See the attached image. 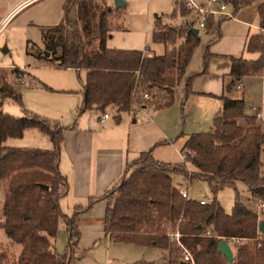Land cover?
I'll return each mask as SVG.
<instances>
[{"label": "trees", "instance_id": "trees-1", "mask_svg": "<svg viewBox=\"0 0 264 264\" xmlns=\"http://www.w3.org/2000/svg\"><path fill=\"white\" fill-rule=\"evenodd\" d=\"M220 1L234 14L253 0ZM256 15L261 30L248 37L245 49L258 56L230 58L225 94L220 96L221 108L213 115L210 130L188 134L179 148L178 162L159 161L151 149L139 152L101 196L89 197L84 204L73 206L69 214L63 213L58 204L67 188L58 161L62 131L74 127L75 118L70 125L62 126L29 113L12 116L0 111V185L6 182L0 228L7 238L0 244V264H76L74 251L80 232L75 217L100 199L106 201L102 232L108 241L156 247L159 264H190L180 260V248L169 241L168 234L173 232L179 234V242L189 251L192 264H264V208L258 213L240 202L236 194L226 213L215 199L219 190L240 181L248 199L264 203V171L259 160L264 127L254 115L245 114L241 99L226 95L242 77L261 74L264 1L257 5ZM120 16V8H111L107 0H63L60 21L40 28L42 52L38 59L55 67L84 71L75 117L87 110L104 113L110 108L117 122L120 114L132 106H143L144 101L135 98L140 92L149 93L153 100V91L162 93V98L151 104L154 109L168 107L174 101V87L181 82L182 108L191 92L192 78L205 72L210 57L204 49L200 70L185 75L199 36L190 30L191 19L179 25L167 22L176 16L190 18L184 0H174L168 13L154 16L150 41L170 46L160 55L107 48L105 40L113 29L120 28L115 23ZM211 20L207 18L205 27ZM44 52L48 55L44 56ZM10 73L22 72L13 67ZM262 91L264 95V78ZM5 100L21 105L20 93L0 72V107ZM26 129L43 133L51 148H12L4 144L8 138H20ZM172 175H182L189 182L204 181L212 195L210 203L201 205L182 197L171 182ZM59 222L67 232L61 253L54 247ZM259 222L262 231L258 230ZM221 239L231 248L230 263L217 251ZM17 244L19 250L10 258L8 248Z\"/></svg>", "mask_w": 264, "mask_h": 264}, {"label": "crops", "instance_id": "crops-1", "mask_svg": "<svg viewBox=\"0 0 264 264\" xmlns=\"http://www.w3.org/2000/svg\"><path fill=\"white\" fill-rule=\"evenodd\" d=\"M30 1L32 0H22L14 5L8 13V18ZM193 1L203 3L205 0ZM263 1L253 0L251 3L239 8L234 14L227 7L232 15L219 21L211 20L208 26L202 29L206 34V39L203 41L200 39L199 29H197L198 45L201 49L200 63L196 69L191 71L186 72L185 68V75L200 70L204 49L210 54V57L205 72L192 78L189 85L191 92L184 100L183 110L180 108L182 112H180L178 106L184 93V85L181 82L174 87V101L168 107L154 109L152 102L147 101L140 108L132 106L129 111L121 113L117 122L113 119L112 110L105 111L109 116L104 119H101L103 113L97 115L95 114L97 110H87L77 116L74 127L62 131L58 170L65 177L67 188L65 193L60 196L58 204L63 213L69 214L73 206L84 204L89 197L101 196L124 174L125 164L135 158L139 152L151 149L152 156L159 161L178 162L181 160L179 148L185 137L190 133L210 130L211 124L205 129L206 131L184 132L185 128L191 130L192 126L211 120L213 115L220 110V96L224 93L223 86L227 81V74L230 69V58L254 59L258 56L257 52L246 51L245 45L249 36L261 30L258 27L256 8ZM173 2L174 0H171V8ZM107 3L111 8H115L113 7V1L107 0ZM124 5L117 7L120 8V12L123 11ZM180 18H182L181 22L184 19L190 20L189 16H180ZM117 20H115L116 24ZM167 22L171 23V19ZM111 32L105 40V46L116 48L107 45V39L110 37ZM179 41L177 40V43ZM262 43L264 47V30H262ZM169 47L162 45V52L153 55H160ZM136 50H142L144 53L143 49ZM55 68L74 70L77 75L82 73V79H79L80 83L76 90L78 100H74V108L76 109L80 102L79 89L84 78V71L71 68ZM263 78L264 62L261 74L242 77L238 81L239 88L232 87L230 91L226 92V95L230 98L241 99L245 106V114L254 115L256 122L261 125L264 124L263 109L261 107L264 103ZM20 83H22V80ZM178 86H181L179 93L176 91ZM158 93L162 98V93ZM148 108L151 109L150 117L138 114L143 110L146 112ZM110 117L113 121L109 119ZM239 123L243 122L239 120ZM25 131L27 130L23 132ZM14 139L8 138L4 144L8 147H19ZM41 148H48V146H42ZM172 152H176L178 157L175 158ZM105 206L106 201L100 199L88 211L76 215L74 221L80 232L78 245L87 241L95 244L101 236L106 242H110L102 232ZM62 237H66L67 241L66 229L63 223L59 222L55 239L61 241ZM77 249L78 246L74 251L75 256ZM155 250L158 254V261L154 263L159 264L161 262L159 250L156 247ZM76 257L78 258L76 264H79V257ZM144 263L148 262H141L140 264Z\"/></svg>", "mask_w": 264, "mask_h": 264}, {"label": "rangeland", "instance_id": "rangeland-1", "mask_svg": "<svg viewBox=\"0 0 264 264\" xmlns=\"http://www.w3.org/2000/svg\"><path fill=\"white\" fill-rule=\"evenodd\" d=\"M20 1L22 0H0V21ZM121 1L125 5L117 20L120 28L112 30L107 39V45L120 49H143L145 55L161 53L162 44L151 42L149 36L154 16L168 13L171 9V0ZM62 2L63 0H32L7 18L0 32V72L6 75L7 81L20 93L21 105L11 100H5L0 111L12 116L29 113L55 121L62 126L72 123L73 119L77 118L74 115V100H78L76 90L80 83L79 79H82V73L77 75L74 70L56 69L54 65L37 58L42 52L40 28L52 26L60 21ZM181 20L182 18L178 16L171 19V23L177 25ZM199 36L202 41L206 39V34L202 29H199ZM200 50V45H198L186 67V72L196 69L199 65ZM13 67H17L22 73L19 75L11 74L10 71ZM21 80L22 83H20ZM180 90L181 86H178L176 91L179 93ZM153 94L154 100L161 98L158 92L153 91ZM154 100L151 97L144 102H153ZM261 107L264 115V103ZM109 110L112 109L107 108L105 111ZM150 110L148 108L146 112L143 110L138 114L150 117ZM179 110L182 112L183 108L181 110L179 106ZM100 113L99 111L95 112L97 115ZM94 119L96 120L95 117ZM109 119L112 120L111 117ZM210 124L211 120H206L203 124L192 126L191 130L185 128L184 132L206 131L205 129ZM262 125L264 124L262 123ZM26 130L20 138L14 139L19 144L17 148H51L48 138L43 133L35 129ZM42 146H48V148H41ZM172 155L175 158L178 157L176 152H172ZM259 160L262 163L261 169L264 171V143L259 153ZM171 182L179 190L187 189L190 199L211 200L212 198L207 184L202 180L189 182L182 175H172ZM5 186L6 182L3 181L0 185V206ZM236 194L240 202L251 209H256V202L248 199L245 185L240 181H236L233 187H224L219 190L215 199L228 213ZM6 241L7 238L0 228V244ZM65 245L66 237H62L61 241L54 238V247L59 253L64 251ZM19 247L17 244L8 248L10 258L16 255ZM76 256L79 257V264H140L141 262L157 263L158 261L155 248L119 242L108 243L102 236L96 240L95 244H91L89 241L79 244Z\"/></svg>", "mask_w": 264, "mask_h": 264}, {"label": "built area", "instance_id": "built-area-1", "mask_svg": "<svg viewBox=\"0 0 264 264\" xmlns=\"http://www.w3.org/2000/svg\"><path fill=\"white\" fill-rule=\"evenodd\" d=\"M184 6L189 11L190 19L193 21V27L196 29H204L205 22L208 17L212 20H219L222 18L230 17L232 14L227 10V6L220 0H205L203 3H196L193 0H184ZM8 14L0 21V32L8 18ZM240 84L237 82L234 87L239 88ZM135 98L146 101L151 99V95L147 92H140L135 94ZM137 107H139L137 105ZM140 108V107H139ZM109 114L104 112L101 115V119L107 118ZM180 195L185 199H190L188 197L187 189H180ZM199 204L204 205L210 203V200L198 199L196 200ZM256 211L259 213L260 210L264 208V203L261 201H257L256 203ZM169 241H173L176 246H178L181 250L180 260L183 262H188L192 264V259L189 251L179 242V234L177 232L168 234ZM236 243H239L240 240L233 239Z\"/></svg>", "mask_w": 264, "mask_h": 264}, {"label": "water", "instance_id": "water-1", "mask_svg": "<svg viewBox=\"0 0 264 264\" xmlns=\"http://www.w3.org/2000/svg\"><path fill=\"white\" fill-rule=\"evenodd\" d=\"M121 5H124V2L121 0H113V7L117 8ZM190 30L194 33L197 34V29L192 27L190 28ZM47 52H44V56H47ZM259 231L263 230V226L262 223L259 222V227H258ZM217 251L225 258L227 263H230L232 260V252H231V248L228 245V243L226 242L225 239H221L218 243H217Z\"/></svg>", "mask_w": 264, "mask_h": 264}]
</instances>
